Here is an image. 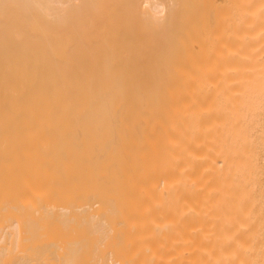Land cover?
<instances>
[{
	"label": "bare ground",
	"instance_id": "obj_1",
	"mask_svg": "<svg viewBox=\"0 0 264 264\" xmlns=\"http://www.w3.org/2000/svg\"><path fill=\"white\" fill-rule=\"evenodd\" d=\"M176 1L0 0V264H264V17Z\"/></svg>",
	"mask_w": 264,
	"mask_h": 264
},
{
	"label": "rangeland",
	"instance_id": "obj_2",
	"mask_svg": "<svg viewBox=\"0 0 264 264\" xmlns=\"http://www.w3.org/2000/svg\"><path fill=\"white\" fill-rule=\"evenodd\" d=\"M178 1H179V0H178ZM178 1H176V3H180V2H178ZM180 1H181V0H180ZM183 1H184V0H182L181 3H184V2H185V1H184V2H183ZM190 1H191V4L189 3ZM192 1L195 2V5H196V4L199 5V8H200V9L197 8L198 6H194V7H193L194 2H192ZM197 1H198L199 3H197ZM234 1H235V0H234ZM234 1H233V2H234ZM246 1L248 2L249 0H246ZM251 1H253V3H252ZM254 1H255V0H250V1H249V2L252 4V5L250 4L251 6L249 5V3H248V4L246 3L247 5L243 6V4H242V0H241V1L238 0V2L241 3V4L238 3V4H239V6H238V4H234V3L237 2V1H235L234 3H232V0H187V1L185 2V3H186V5H185V6H186V10L189 9L190 6H192L193 8H192V7H191V8H192L193 10H191V8H190V11H188V10H187V11L190 13L189 15H192V16L194 15V16H193L194 18H191V17H189V19H188V18H185L187 21H185L184 18H183V19H180V21L183 20L182 22H184V21H185V22H190V21H191V22H193V21L195 22V19H196L197 22L202 21V22H206V23H208V22L211 20L209 23H213V24H215L216 21H218L217 24H220L219 22H222V24L228 22L229 24H228V23H227V24H224V26L227 25V26H226V27H227V30H226V27L223 29V33L225 34V37H226V38H227V37H230V38H231V36H229V35H232V38H233L234 36L237 37V34H239L238 36L241 35L240 37H238V39L234 37V39H237V40H239V39L241 40L242 38H243V40H244V39H246V38L249 37V36H250V38H252V36H253V35H256V34L259 35V36L255 37V38L260 37V35H261V37H263V36H264V33H262L263 36H262V34H260L261 32H260L259 34L257 33V32H259L260 30H262V32L264 31V30L262 29V28H264V25H263L264 23L262 24L263 20L261 21V23H260V21H258V25L262 24L263 27H262L261 25H260L259 27H258L257 25H254V26H253V29L255 28V31H254V30H250V32H249V30H248L249 26L247 25V23H250V21H251V22H253V23L256 24V22H257V19H256V22H254V21H252V20L249 21V19H253V20H255V18H256L255 16H257V15H259V16L261 15V16H262V17L260 16L261 18L264 17V10H261L262 7L260 8V6H263L262 4H264V1H260V0H259L260 3L255 1V2L258 3V4H256ZM187 2H188V4H190L189 6H187V5H188ZM201 2H202V3H201ZM226 2H227L228 5H226ZM261 2H263V3H261ZM181 3H180V4H181ZM185 3H184V4H185ZM204 3H205V4H204ZM223 3H224V4H223ZM231 3H232V4H231ZM243 3H245L244 0H243ZM139 4L141 5V2H139ZM139 4H138V5H139ZM184 4H181L182 7H181V5H179V7H176V8H180V9L182 8V9H185ZM192 4H193V5H192ZM206 4H207V5H206ZM221 4H222V5H221ZM233 4H234V5H237V7H235V6L232 7ZM255 4H256V8H255V6L253 7V5H255ZM259 4H260V5H259ZM209 5H210V6H209ZM217 5H218L219 7H217ZM241 5H242V6H241ZM173 6H178V4H177V5L175 4V5H173ZM222 6H223V10H222V9H221V10H222L223 12H224V8H226V6H229V7L231 6L229 9H228V8L225 9V11H226V10H227V11L229 10V12H227V11L224 12L225 15H226V13L228 14L227 16H225V19H223L224 16H222L223 18H222V17H219V16H220V13H218V11H219V12L221 11V10H219V9L222 8ZM139 7H140V8L142 7L141 9L144 10V7H143V6H139ZM187 7H188V8H187ZM210 7H212V8H211L212 10H213V9H215V10L217 9V10H216V13H213V12H212V14H208V15H207V13H208L207 11L211 10ZM239 7H240V8L242 7V9H243L244 7H249V8L251 7L252 10H251V9H250V10H249V9H245V8H244L243 10H240ZM263 7H264V6H263ZM195 8L197 9L196 11H195ZM205 8H206V13L204 12V11H205ZM208 8H209V9H208ZM218 8H219V9H218ZM253 8H255V11H256V12L258 11L259 14H257L258 12L256 13V12L254 11ZM180 9H178V10H176V11L178 12ZM235 9H236V10H235ZM263 9H264V8H263ZM186 10H184V11L181 10V11L178 12V13L184 12V13H183L184 15H188V12H186V14H185V11H186ZM215 10H214V12H215ZM237 10H238V12H236ZM245 10H246V12L249 10V11L247 12V15H248V13H249L250 16H253V15H254L253 18L250 17L249 15H248L249 17L245 15L246 18H249V19H246L245 16H243V14L240 15V14H241L242 12H244ZM198 11H199L200 13H199ZM234 11H235V12H234ZM253 11H254V12H253ZM262 11H263V12H262ZM140 12L142 13V10H141ZM195 12H196V13H195ZM197 12H198V13H197ZM209 12L211 13V11H209ZM246 12H245V14H246ZM191 13H192V14H191ZM193 13H195V14H197V15H195V14H193ZM202 13H203V15H204V18H203ZM221 13H222V12H221ZM251 13H252V14H251ZM254 13H255V14H254ZM261 13H262V14H261ZM199 14H200L202 17H201ZM205 14H206V15H205ZM213 14H214V16H215V15H218V16H215V18L213 19V17H214ZM222 14H223V13H222ZM223 15H224V14H223ZM236 15H237V16H236ZM196 16H199V17H198V18H199L198 20H197V17H196ZM228 16H229V17H228ZM242 16H243V17H242ZM259 16H258L257 18H260ZM195 17H196V18H195ZM217 17H219V18H217ZM230 17H231V18H230ZM254 17H255V18H254ZM190 18H191L192 20H190ZM201 18H202V19H201ZM226 18H227V19H226ZM243 18H245V19H243ZM209 19H210V20H209ZM219 19H221V20H219ZM222 19H223L224 21H222ZM240 19H243V21L241 22ZM238 20H239L240 22H239ZM259 20H260V19H259ZM146 21H147V22H150V19H148V20H146ZM229 21H230V22H229ZM231 21H232L233 23L236 22V21H237V22L234 23V24L232 25ZM243 22H245V24H244ZM239 23H240V24H239ZM259 23H260V24H259ZM251 24H252V23H251ZM237 25H239V26L236 27ZM240 25L244 26L245 30H246V29H247V30H246V31L243 30V27H242V26H241V27H242V30H243V31L238 30V28L240 27ZM245 25L248 26V27H246ZM229 26H230V27H229ZM251 26H252V25H251ZM255 26H257V29H256ZM232 27H233V29H232ZM261 27H262V28H261ZM229 28H230L231 31L229 30ZM235 28H237V29H235ZM250 28H252V27H250ZM259 28H260V30H259ZM240 29H241V28H240ZM234 30H235V31H234ZM257 30H258V31H257ZM227 31L230 32L229 35H228ZM233 31H234V32H237V33H233ZM239 31H240V33H239ZM244 31H245V32H244ZM247 31H248V33H251V31H254L255 33L253 34V32H252L251 35H250V34L248 35ZM241 33H242V34H241ZM245 33H247V34H245ZM226 34H227L228 36H227ZM252 34H253V35H252ZM233 35H234V36H233ZM242 35H244V36L242 37ZM241 37H242V38H241ZM258 41H259V40H258ZM262 42H263V41H261V43H262ZM256 43L259 44L257 41H255V45H256ZM263 45H264V43H263ZM256 47L258 48V45H257ZM258 51H260V50L258 49ZM263 53H264V51H263ZM256 84H257V90H258V96H257V98H258L259 101L257 100L258 104H257V102H256V104H255V109H256L255 111H257V112H256V114H255V115H256V117H255V121H256V122H255V123H256L255 128H256V129H255V132H254V134H255V136H254V141H255V144H254V150H255L254 166H255V167H254V168H255V169H254V170H256L258 173L255 172L254 174H255V175L258 174V178H257V177H256L257 179L255 178V179H256L255 181L257 182V183L255 182L256 185H257V184H258V185L260 184L259 186H263V185H261V183L263 182L262 184H264V180H263L264 177L261 178L262 180H261V179L259 180V177L262 176V175H261V176H259V175L264 173V171H263V170H264V169H263V167H264V122H263V121H264V69H263L262 71H260V73H258L257 78H256ZM260 102H261V104H260ZM256 105H258V107H259V105H261L260 107H261L262 109H258V108H256V107H257ZM259 167H260V168H259ZM261 170H262L263 172H262ZM260 171H261L262 173H261ZM256 173H257V174H256ZM263 176H264V175H263ZM257 180H258V181H257ZM261 181H262V182H261ZM258 182H261V183H258ZM259 186H257V187L260 188ZM262 188H264V186L261 187V189H260V193H261V190H262V195H263L264 191H263ZM262 195H261V196H262ZM261 199H262V201L264 202V200H263V199H264V196H262ZM263 204H264V203H263Z\"/></svg>",
	"mask_w": 264,
	"mask_h": 264
}]
</instances>
